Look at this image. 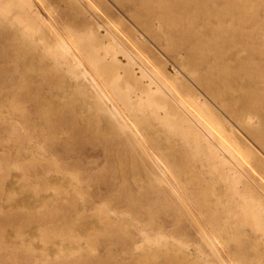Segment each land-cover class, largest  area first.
<instances>
[{
    "label": "rangeland",
    "instance_id": "374dc122",
    "mask_svg": "<svg viewBox=\"0 0 264 264\" xmlns=\"http://www.w3.org/2000/svg\"><path fill=\"white\" fill-rule=\"evenodd\" d=\"M23 1L0 0V264H264V0ZM62 42L68 62L96 60L124 119ZM140 97L197 118L225 164Z\"/></svg>",
    "mask_w": 264,
    "mask_h": 264
},
{
    "label": "bare ground",
    "instance_id": "6f19581e",
    "mask_svg": "<svg viewBox=\"0 0 264 264\" xmlns=\"http://www.w3.org/2000/svg\"><path fill=\"white\" fill-rule=\"evenodd\" d=\"M22 1V0H21ZM26 1V0H25ZM23 1L24 5L27 6H31L29 3ZM31 2V1H30ZM32 3V2H31ZM22 4V3H21ZM10 6V5H9ZM7 8V7H6ZM31 8V7H30ZM44 18V17H43ZM17 20V19H16ZM20 21V20H18ZM118 40V39H117ZM107 48H104L105 50L107 49V53L108 54H112V56L114 55L115 57H121L123 59H130V61L132 63H134L135 65H138V73L142 74L143 71H145L146 73H148V78H149V85H150V90L152 93L154 94H158L161 93L163 91L167 92L164 86L163 81L156 76L155 74H153L152 72H150L140 61V59L138 57H136V55H134L131 51H129L127 48H125L124 46H122V44H117L114 45L113 43H110L109 45L106 46ZM51 50V49H50ZM50 50H48L47 52H49ZM104 50V51H105ZM54 55L57 54L58 58L57 59H61L65 64L69 63V67L71 68V76L72 77H77L79 79H82L84 81H87L89 84H91L92 86V92L94 94V96L98 99L99 103L103 104V106L109 110V114L112 118H120V119H124L122 112H121V105L118 104V100L116 99L115 96H113L112 94L109 93L108 91V87L106 85L105 80L101 79L100 76L98 75V69L97 66H95V62L96 60H92V64L90 67H87L83 61V59H81L80 57L74 55L73 56V60L68 62L67 58H66V54L70 51L69 46L66 45L64 42L60 43L58 46H56L54 48V50H52ZM51 54V53H50ZM107 54V56H108ZM111 56V57H112ZM110 57V55L108 56ZM119 60L121 61V59L119 58ZM69 68V69H70ZM120 76H118V78L116 77V79L118 80ZM121 79V78H120ZM86 83V82H84ZM78 85V84H77ZM111 88L113 91L117 90L118 92L121 91L120 87L118 85V81H112L111 82ZM110 88V90H111ZM130 89H128L129 91ZM127 92V91H126ZM128 93V92H127ZM130 93V92H129ZM168 93V92H167ZM92 94V95H93ZM170 96V95H169ZM171 97V96H170ZM94 98V97H93ZM141 98V97H140ZM173 98V97H172ZM130 100V99H129ZM175 102L177 104H179L181 106V104L183 103H179L177 102V100H175ZM141 106L143 109L147 110V112H149V109L151 110V108L154 111H151L149 113V117L151 119H153V121L150 119V121H152V123L155 121L156 124H160L159 129L164 128L163 130L168 131V129H173L175 128L176 124L181 122L184 125H187V128H184L185 132L187 131H191L193 132L192 134H196L200 137V144H198L199 146V150L200 152L208 159H215L218 163L220 164H225V160L224 158H222L219 155L218 150L223 151L222 147L215 141L210 142L206 139V137H210V131L207 130L204 125L199 122L197 120V118L193 117V115H191V121L187 120L185 118H180L176 121V118H173V115L169 113V111L167 110V105L166 103H162L159 102L157 99L154 98H147V99H143L141 98L140 100ZM205 105V104H203ZM197 106V103L196 105ZM184 109H186L185 106ZM103 108V107H101ZM201 108V107H199ZM202 109V108H201ZM204 111V110H203ZM205 113V111H204ZM107 117V116H106ZM250 117V116H249ZM147 118V117H145ZM213 120V119H211ZM243 120V119H242ZM251 120V119H250ZM253 120V119H252ZM251 120V121H252ZM193 121V122H192ZM249 121V119L247 120ZM250 122V121H249ZM213 123V121H212ZM206 124V123H205ZM217 124V123H216ZM156 126V125H155ZM163 126V127H162ZM218 126V125H217ZM228 128V127H227ZM229 129V128H228ZM212 130V129H211ZM162 131V130H161ZM163 132V131H162ZM190 133V132H188ZM191 134V136H192ZM258 137H261V134L257 135ZM190 139H194V138H190ZM191 140V141H192ZM194 145V143H192ZM239 146V145H237ZM224 153H226V151H223ZM203 159V158H202ZM212 163V162H211ZM211 163H209V166H213L211 165ZM217 163V164H218ZM212 164H215V162L213 161ZM206 165V164H204ZM14 166V165H13ZM14 168V167H13ZM231 171V172H230ZM230 172V173H229ZM218 182H216L217 184L224 186V189L229 188L232 184H236L237 185V179L235 178V175L232 173V170L228 169L227 174L224 175H218L217 178ZM239 181V180H238ZM220 182V183H219ZM239 184V183H238ZM238 194V193H237ZM237 197H239L237 195ZM240 200H242V198H240ZM244 202V201H243ZM248 213V211H247ZM249 214V213H248ZM251 215V214H250ZM253 215H255L253 213ZM252 216V215H251ZM256 216V215H255ZM253 219V218H252ZM256 219V218H255ZM254 226V225H252ZM258 226V224L256 225ZM255 226V227H256ZM260 226H258L259 228ZM261 228V227H260ZM257 229V227H256ZM264 229V228H263ZM262 229V230H263ZM259 230V229H258ZM261 230V231H262ZM258 232V231H257ZM165 236V235H164ZM162 238V237H161ZM154 239V238H153ZM156 239V238H155ZM154 241L158 240L159 237ZM166 240V239H163ZM147 241V240H146ZM159 241V240H158ZM157 241V242H158ZM163 241L161 240V243ZM153 244V242H151ZM156 243V242H155ZM160 243V242H159ZM147 244V243H146ZM202 258V257H201ZM203 259V258H202Z\"/></svg>",
    "mask_w": 264,
    "mask_h": 264
}]
</instances>
